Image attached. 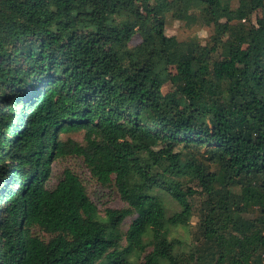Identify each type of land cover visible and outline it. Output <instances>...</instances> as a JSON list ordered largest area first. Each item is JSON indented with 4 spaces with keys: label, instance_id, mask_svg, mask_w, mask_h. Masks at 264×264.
Wrapping results in <instances>:
<instances>
[{
    "label": "trees",
    "instance_id": "1",
    "mask_svg": "<svg viewBox=\"0 0 264 264\" xmlns=\"http://www.w3.org/2000/svg\"><path fill=\"white\" fill-rule=\"evenodd\" d=\"M237 1L0 0V264H264V0ZM194 16L206 46L167 35ZM69 156L128 207L102 217L69 170L48 189Z\"/></svg>",
    "mask_w": 264,
    "mask_h": 264
},
{
    "label": "rangeland",
    "instance_id": "2",
    "mask_svg": "<svg viewBox=\"0 0 264 264\" xmlns=\"http://www.w3.org/2000/svg\"><path fill=\"white\" fill-rule=\"evenodd\" d=\"M233 8H236L238 6L237 0H230ZM139 7V5H138ZM264 17V8L261 10L256 11L252 14V17L250 18L251 23L255 24L258 19H261ZM214 30L213 27H209L203 22L199 21L197 17H193L191 19V23L184 24L182 22L178 21H170L168 23L167 27V35L171 37H176L181 42H188L190 40H195L201 43V45L206 46L211 38L213 37ZM141 43L140 38L137 36L133 40L132 45L136 46ZM172 91L171 85L167 84L163 92L164 94H168ZM85 136L84 133H78V134H70V135H62L61 140L64 142L68 140H73L80 144H85ZM205 148H200L199 151L204 154ZM187 151L184 150V156H187ZM11 161L8 160V165H10ZM66 170H69L76 174L81 181L83 182L87 193L90 197V199L94 202L96 207L98 208L99 214L104 217L105 211L107 209H115V210H122L128 207V205L122 201L118 191L116 190L114 185L110 186H103L101 185L95 177L91 174L90 170L87 168L84 160L81 157L77 156H69L65 158H55L52 164V174L49 180L47 181V187L50 190H54L58 184L63 180L64 173ZM212 171H215V169H212ZM235 193L240 194L239 188L235 189ZM163 196V194H162ZM165 197V198H164ZM163 198L166 201L167 206L170 208L172 212L179 211L180 207L177 205L176 202H174L171 197L168 195H164ZM202 197H198L197 200V208L202 207ZM258 207L255 206L254 208H250L248 211H246L244 214H242V217L245 220H254L256 217H258ZM134 217L127 218L123 224L120 227V232L123 234V237H125L126 233L128 232ZM200 223L199 217L194 216L191 220L190 226L185 228H177L173 229L172 237L180 239L185 243V246L187 248H191L192 245H194L197 242L196 234H197V227ZM35 233L37 236H39L44 241H49L52 236L47 234L46 232L36 229ZM123 247H127L125 239L122 241ZM149 254L152 249H147ZM146 254V255H147ZM145 254H140L138 252L133 253L129 256V260L132 263H142L145 259ZM222 260V257L219 258V261ZM162 264H169L168 262H162Z\"/></svg>",
    "mask_w": 264,
    "mask_h": 264
}]
</instances>
